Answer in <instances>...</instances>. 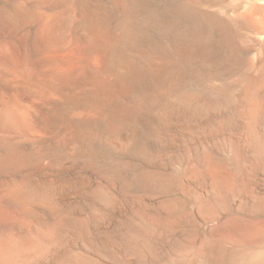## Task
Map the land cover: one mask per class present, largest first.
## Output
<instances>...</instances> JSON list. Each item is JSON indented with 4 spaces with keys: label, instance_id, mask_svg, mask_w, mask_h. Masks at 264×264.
<instances>
[{
    "label": "rangeland",
    "instance_id": "rangeland-1",
    "mask_svg": "<svg viewBox=\"0 0 264 264\" xmlns=\"http://www.w3.org/2000/svg\"><path fill=\"white\" fill-rule=\"evenodd\" d=\"M10 1H25L29 6L33 2ZM71 1L58 2L67 10ZM151 9L164 14L161 25L168 27H164L166 40L161 36L159 41L164 49L181 45L192 48L193 37H200L201 30L214 31L216 41L210 46L214 51L218 48L215 58H193L182 78L188 83L184 89L195 90L198 85L197 90L208 91L201 92L200 98L216 105L198 107L197 114H189V118L161 120V106L178 89L173 83L165 86V91H153V104L140 95L124 101L122 114L127 109L141 115L135 139L124 149L106 141L114 134L107 120L98 122L90 138L101 152L97 156L90 154L86 144L76 151L74 130L68 121H57L41 139L39 149L26 144V165L7 168V174L0 172V179L8 175L19 180L30 178L39 192L31 204L34 214L30 224L26 222L23 230L18 227L25 236V254L17 264H264V113L246 116L236 104L244 83L264 78L263 21L260 24L264 0H153ZM4 10L0 15L7 13ZM250 10L252 23L242 18L243 12ZM254 12H258L257 17ZM113 17L110 25L115 30L118 16ZM16 22L10 28L16 31L14 36L23 30H36L29 20ZM221 31L227 34H222L225 38ZM207 79L223 83L225 91L221 95L211 91L203 84ZM260 90L259 96L264 97V88ZM140 146L146 147V156L137 153ZM118 160L129 163V168L169 177L167 188L131 184L126 175L115 171L112 163ZM250 161L255 163L253 177L246 168ZM210 162L219 164L224 172H236L232 190L213 183L207 166ZM245 177L246 190L241 182ZM11 206L16 212L14 204ZM17 226L10 229L18 233Z\"/></svg>",
    "mask_w": 264,
    "mask_h": 264
},
{
    "label": "bare ground",
    "instance_id": "bare-ground-1",
    "mask_svg": "<svg viewBox=\"0 0 264 264\" xmlns=\"http://www.w3.org/2000/svg\"><path fill=\"white\" fill-rule=\"evenodd\" d=\"M58 1L33 0L29 6L24 4L25 1H18L16 4L11 3L10 0H0V10L6 9L4 12L8 13L0 15V172L6 173L7 168L12 170V168H22L26 165L24 146L27 144L38 148L41 139L48 135L57 121L71 123L76 151L86 144V149L91 155L101 154L100 150L93 146L90 138L98 122L104 120H107L106 124L108 122L110 129L114 132L107 136L106 141L124 149L123 147L133 141L134 132L141 121V115L137 111L126 109L122 114L124 101L129 100L131 96L140 95L145 101L151 102L156 97L154 96L156 94H153L154 90L165 91V86L178 84V89L167 96L168 102L160 108L161 120H167L173 116L185 119L189 114L196 115L198 107L212 105L210 101L200 98L201 92L205 89L197 90L198 85L195 90V87L191 89L190 86H188L189 89H184V85L188 83L182 75L193 58L205 61L215 58L218 48L214 51V48L210 46L212 41H216L213 30H201L200 37L192 36L194 43L192 48L181 45L169 47L170 49L165 48V50L159 41L161 36H166L165 28L168 29V27L163 25L164 28L161 25L164 16L162 11L160 14L158 10L156 11L157 8L151 9L153 0H72L67 10L61 8L59 3L62 1ZM25 5L29 7L26 8ZM250 11L243 12L242 18L245 21H250L249 19L252 18L250 15L253 11ZM114 14L118 16L115 30L110 25ZM257 14L258 12L255 16ZM165 16L167 17V14ZM170 18L169 20H172ZM260 18H262L261 15ZM15 19L35 23L36 30H23L18 36H14L15 30L10 28H14L12 25L17 23ZM68 21H72L70 26L67 24ZM262 21L264 23L263 18L260 24H263ZM256 22L259 24V21ZM161 28L164 29L161 30ZM262 31L264 33V30ZM219 33L224 38L227 35L222 31ZM202 39L205 40L202 41ZM169 45L172 46V44ZM207 62L206 64L209 63ZM81 80L83 83H78ZM201 80L199 84H206L205 87L211 91H217L220 95L225 91V85L221 82L215 83L207 79L202 84ZM242 87L236 101V104L242 108V113L250 117L258 112L264 113V97L259 96L258 93L260 88H264V78L259 81H248ZM144 146L136 147L139 148L137 153L144 154L146 152ZM146 162L148 163L147 160ZM112 164L115 171L120 175H126L131 184L144 188H151L150 186L155 188L156 185V188L160 187V189H166L169 184V177L154 171L129 168L130 165L126 161L118 160ZM247 165L248 174L252 176L255 163L250 161ZM207 166L211 171L214 184L224 185L229 191L234 188L237 182L236 172L229 170L224 172L225 170L223 171L222 167L214 162L208 163ZM8 176L5 177L6 179H0V264H17L24 253L22 237H25L20 230L18 231V227L23 230L26 222L29 223L34 214H32L34 209L31 204L34 199L36 200L39 192L29 182L30 178L22 177L19 180L15 176ZM247 181L246 177L241 181L243 189L247 188ZM12 204L14 209L16 207V212ZM16 226L18 233L12 230Z\"/></svg>",
    "mask_w": 264,
    "mask_h": 264
}]
</instances>
